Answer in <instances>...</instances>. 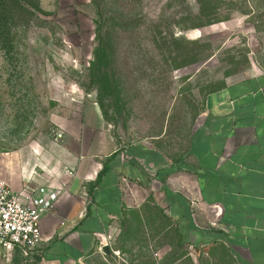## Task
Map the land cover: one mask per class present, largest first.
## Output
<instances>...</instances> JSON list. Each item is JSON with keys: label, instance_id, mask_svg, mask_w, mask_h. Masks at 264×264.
I'll return each mask as SVG.
<instances>
[{"label": "crops", "instance_id": "1", "mask_svg": "<svg viewBox=\"0 0 264 264\" xmlns=\"http://www.w3.org/2000/svg\"><path fill=\"white\" fill-rule=\"evenodd\" d=\"M203 103L178 153L143 139L113 144L86 101L56 116L60 135L47 147L4 155L14 190L62 188L39 220L38 253L50 264L107 261L115 248L128 264H264V71L224 79Z\"/></svg>", "mask_w": 264, "mask_h": 264}, {"label": "rangeland", "instance_id": "2", "mask_svg": "<svg viewBox=\"0 0 264 264\" xmlns=\"http://www.w3.org/2000/svg\"><path fill=\"white\" fill-rule=\"evenodd\" d=\"M259 71L264 0H86L74 9L0 0V160L47 147L59 137L56 116L86 101L99 106L113 144L143 139L178 153L206 92ZM112 253L89 264L135 263ZM0 264L50 263L37 250L0 248Z\"/></svg>", "mask_w": 264, "mask_h": 264}, {"label": "built area", "instance_id": "3", "mask_svg": "<svg viewBox=\"0 0 264 264\" xmlns=\"http://www.w3.org/2000/svg\"><path fill=\"white\" fill-rule=\"evenodd\" d=\"M66 171L72 173L71 168ZM23 187L24 194L22 190H14L0 171V248L30 255L40 242L39 220L54 208L62 188L47 183H26ZM106 238L109 241L111 234Z\"/></svg>", "mask_w": 264, "mask_h": 264}, {"label": "water", "instance_id": "4", "mask_svg": "<svg viewBox=\"0 0 264 264\" xmlns=\"http://www.w3.org/2000/svg\"><path fill=\"white\" fill-rule=\"evenodd\" d=\"M101 249L106 253V254H110L111 249L108 243H105L101 246Z\"/></svg>", "mask_w": 264, "mask_h": 264}, {"label": "trees", "instance_id": "5", "mask_svg": "<svg viewBox=\"0 0 264 264\" xmlns=\"http://www.w3.org/2000/svg\"><path fill=\"white\" fill-rule=\"evenodd\" d=\"M19 252V251H18ZM40 255V254H39Z\"/></svg>", "mask_w": 264, "mask_h": 264}]
</instances>
